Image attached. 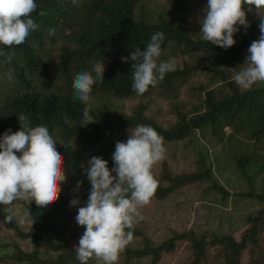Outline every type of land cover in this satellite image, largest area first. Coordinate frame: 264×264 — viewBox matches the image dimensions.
Segmentation results:
<instances>
[{"label": "trees", "instance_id": "16d2710c", "mask_svg": "<svg viewBox=\"0 0 264 264\" xmlns=\"http://www.w3.org/2000/svg\"><path fill=\"white\" fill-rule=\"evenodd\" d=\"M140 1L36 0L37 9L32 13V18L39 25L38 29L30 32L23 44L14 45L12 49L0 45V51L5 53L0 55V66L8 65L20 86L16 93L0 100V138L8 129L13 133L19 131L18 116L25 114L33 126H47L56 141L71 145L66 147L63 143L59 145L57 141V148L64 157L67 175L66 182L62 184L64 191L62 189L58 201L47 208L29 201L26 210L32 212L33 223L28 232L19 228L15 217L12 222L6 221L7 213L4 209L8 206L0 205V227L3 230L17 232L19 239L45 242L50 251L58 254L52 263L35 254L20 256L19 260L22 262L80 264L75 246L71 245V237L59 224L60 218L67 216L70 217L66 221L67 226L75 224L72 211L67 205L70 194H77L86 204L91 191V184L85 173L87 162L93 156H99L108 162L110 170L113 169L115 163L112 155L116 143L125 142L129 137V129L140 124L153 127L163 137L166 149L164 158L152 170L159 182L153 199L164 200L179 188L213 180V163L206 164L203 157L198 161V172L192 174H174L173 165L167 159V149L173 142L185 139L192 141L196 133L201 135L208 130L213 133L214 140L219 139L232 152V159L237 162L240 171L246 172L249 168L254 170L252 176L245 173L243 177L248 176V184L252 188L249 195L260 203L264 202V155L257 153L264 146V82L260 86L242 89L225 72L232 67L233 62L239 64L238 67L234 66L237 70L246 62L250 44L260 36L259 23L249 21L250 27H240V31L244 30L243 36L233 47L224 49L207 41H195L184 24L162 18L156 20V23L151 19L147 21L139 13ZM41 11L47 15L40 16ZM49 29H55V34L49 35ZM156 32H163L165 36L159 58L162 61H165L164 57L174 48L184 56H194L201 52L205 55L220 53L210 72L215 79L218 78L219 83H224L229 88L227 90L226 87H221L218 94L213 89L204 91L200 103L193 104L191 112L174 108L178 119L169 125L158 123L152 113L154 106L150 98L153 97V91L159 88L171 91L175 83L203 68L192 67L186 62L183 68L176 66L175 71L167 73L162 81L155 87H150L145 94L138 95L134 92L131 76L134 62L126 63L123 58L128 57L136 48L145 50L151 35ZM45 44L55 46L57 54L42 53L46 50ZM13 50L14 55L9 58L8 54ZM97 62H104L105 73L104 81L94 84L87 103L94 123L81 127L80 120L86 105L74 99L73 80L76 74L91 71L93 64ZM53 69L55 71L52 74ZM25 72H39L45 80L53 79L56 82V92L48 94L45 83L40 88L32 85ZM116 106V110L112 111L111 108ZM65 116L69 117L71 123L65 122ZM225 127H230L231 133H223ZM78 181H83L79 190ZM164 183L167 185L164 186ZM211 188L224 197L229 196L220 183L212 184ZM64 212L68 214L62 216ZM249 220L251 221L250 217ZM252 222L256 227L259 218ZM131 231L134 238L141 240V246L126 247L120 256L129 262L132 259L150 258V264H158L163 254L174 251L177 244L184 241L192 243L195 253L193 264L203 261L206 246L211 243L222 246L226 264H242L248 241L254 234V230L253 233L248 230L238 242L231 235L219 239L215 235L198 236L194 231L172 230V237L155 247L141 231H134V228ZM263 254H249L246 258L254 264H264Z\"/></svg>", "mask_w": 264, "mask_h": 264}, {"label": "clouds", "instance_id": "9594fccd", "mask_svg": "<svg viewBox=\"0 0 264 264\" xmlns=\"http://www.w3.org/2000/svg\"><path fill=\"white\" fill-rule=\"evenodd\" d=\"M36 9V0H0V45L12 49L23 44L30 32L39 27L32 18ZM253 10L259 16L260 36L250 44L246 62L233 77L242 89L264 82V0H207L199 21L203 40L228 49L236 44L234 35L240 27H250L247 13ZM39 14L47 15L44 11ZM48 34L54 35L55 29H49ZM164 39L163 32H156L145 50L136 48L123 58L126 63L134 62L132 88L138 95L145 94L167 73L176 70L174 57L167 61L159 59ZM0 55L5 53L0 51ZM8 55L11 58L14 50ZM104 73V62H97L91 71H82L73 80L74 99L86 105L81 127L94 123L87 103L94 84L104 81ZM64 119L71 123L68 116ZM18 120L20 130L13 133L8 129L0 138V205L30 200L39 207H50L58 201L61 184L67 180L64 157L47 126H33L25 114H20ZM165 151L163 137L153 127L140 124L129 129L125 142L116 143L113 169L99 156L87 162L85 173L91 184L88 200L84 206H79V199L70 202L78 207L76 222L85 228L75 247L80 264H89L92 259L98 264H117L120 254L133 241L131 229L144 219L141 209L151 203L158 189L159 182L152 170L164 158ZM82 185L83 181H78L77 190ZM4 210L6 221L12 222L16 215L13 208ZM19 223H33L29 209L19 218Z\"/></svg>", "mask_w": 264, "mask_h": 264}, {"label": "rangeland", "instance_id": "374dc122", "mask_svg": "<svg viewBox=\"0 0 264 264\" xmlns=\"http://www.w3.org/2000/svg\"><path fill=\"white\" fill-rule=\"evenodd\" d=\"M206 6L207 0H141L139 3L141 11L139 13L143 14L147 21L151 19L155 23L156 20L162 18L180 25L184 24L190 30L195 41H205L200 36L201 25L199 21ZM247 19L253 21L252 23L260 22L259 16L254 10L247 13ZM243 34L244 30H241L240 34L234 35L236 43ZM44 47L46 50L42 53L57 54L58 49H55V46L45 44ZM56 48H59V46ZM37 50L41 52L39 48ZM171 55L176 59V66L179 68H183L187 62L190 66L202 67L203 70H198L186 79L175 83L171 91L167 92L160 88L153 91V97L150 98L154 106L152 113L158 123L164 125L177 121L178 118L174 113V108L179 109V111L191 112L193 104L198 105L200 103L204 91L213 89L218 94L221 87L229 89L226 84L219 83L218 78L215 79L213 73L210 72L216 64V59L221 55L220 53L205 55L201 52L194 56H184L179 51H175L174 48L164 57L165 61ZM236 65L238 67L239 64L233 62L232 67L225 71L227 76L232 77V79L238 71L237 68H234ZM54 71V69L51 70V73L53 74ZM25 76L34 86L39 88L44 85L48 86V94L56 92L54 87L56 82L53 79L45 80L39 72H25ZM261 84V82H258L254 85L260 86ZM19 87L9 66H0V100L2 101L8 95L16 93ZM116 108L117 106L111 108V110L114 111ZM231 130L230 127H225L223 133L229 134ZM223 138L225 139V135H223ZM57 141L60 143V140ZM257 153L264 155V146L259 148ZM233 156L228 147L224 146L219 139L214 140L213 133H209L208 130L201 135L196 133L192 141L185 139L173 142L167 149V159L173 165L174 174L198 172V161L203 157L206 164L213 163V180L179 188L164 200L152 198L151 203L141 209L144 219L134 225V231H141L142 233H140L147 236L151 244L157 247L172 237V230L176 232L194 231L198 236L207 234L208 237H211L215 235L219 239L231 235L238 242L241 241V235L244 232L250 230L253 233L252 230H254V234L249 239L246 252L242 257V264H254L246 257L249 254L264 253V202L260 203L259 200L257 201L249 195L252 188L248 184V176L247 178L243 177L245 173L252 176L254 170L249 168L246 172L240 171L237 162L232 159ZM219 183L225 187L229 196L224 197L211 188L212 184ZM62 184L61 189L64 191ZM163 185L166 186L167 184L164 183ZM73 199L81 201V198L77 194L71 193L68 199L67 205L68 209L72 211L74 226H67L66 221L68 218L70 219L68 216L60 218L59 224L64 228L63 231L71 237V245L76 247L85 228L79 226L76 222L75 217L78 207L71 205L70 202ZM29 201H16L13 205L8 206L13 208L19 228L24 232L30 230L31 223L20 224L19 218L27 211L26 206ZM84 205L85 203L81 201L79 206ZM66 214L68 213L64 212L62 216ZM255 218H259L256 227L252 222ZM0 243V264H31L29 261L22 262L19 260L20 256L30 254L38 255L39 258L52 263L58 256V254L48 249L45 242L36 243L31 239H19L17 232L5 231L1 227ZM139 246H141V240L133 238V241L127 247L136 248ZM194 259L195 253L192 243L184 241L179 242L174 251L163 254L158 264H193ZM224 260L226 259L222 246L211 243L206 246V257L200 264H226L227 262H224ZM89 264H98V262L92 259ZM117 264H150V258L132 259L129 262L123 256H120Z\"/></svg>", "mask_w": 264, "mask_h": 264}]
</instances>
